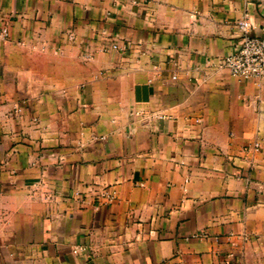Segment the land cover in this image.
Returning <instances> with one entry per match:
<instances>
[{"label":"crops","instance_id":"obj_1","mask_svg":"<svg viewBox=\"0 0 264 264\" xmlns=\"http://www.w3.org/2000/svg\"><path fill=\"white\" fill-rule=\"evenodd\" d=\"M244 14L264 38V0H0V264H264Z\"/></svg>","mask_w":264,"mask_h":264},{"label":"built area","instance_id":"obj_2","mask_svg":"<svg viewBox=\"0 0 264 264\" xmlns=\"http://www.w3.org/2000/svg\"><path fill=\"white\" fill-rule=\"evenodd\" d=\"M236 27L239 31V45L231 53L221 60L222 66L229 72L232 77L243 80H255L262 82L264 80V38L254 36L250 33L251 24L247 14H244L241 19L237 20ZM3 38L8 37L7 28L1 30ZM69 40L74 39L72 33L66 34ZM111 49H117V44H112ZM108 47L101 48L106 51ZM86 59L91 58V54L84 55ZM261 149V144L254 141L246 144L243 151L258 152ZM115 192L111 189H102L99 191L98 196L104 203H110L115 199ZM204 238L206 234H194L191 238Z\"/></svg>","mask_w":264,"mask_h":264}]
</instances>
